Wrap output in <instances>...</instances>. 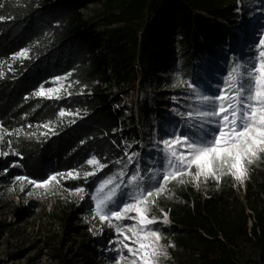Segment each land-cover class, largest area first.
Wrapping results in <instances>:
<instances>
[{"label":"trees","instance_id":"16d2710c","mask_svg":"<svg viewBox=\"0 0 264 264\" xmlns=\"http://www.w3.org/2000/svg\"><path fill=\"white\" fill-rule=\"evenodd\" d=\"M92 4H100L111 27L101 29L87 15ZM236 6L237 0H0V129L16 142L20 171L43 180L95 155L108 166L69 185L92 190L114 174L127 145L144 139L138 117L121 106L120 93L139 79L136 64L156 86L174 83L176 107L188 109L191 93L181 83H201V60L225 68L229 49L236 50L229 33L238 23ZM24 50L27 56H18ZM56 77L67 81L60 99L35 95ZM62 110L68 115L59 117ZM169 188L158 201L186 264H264V154L249 165L244 192L230 175L209 179L206 190L175 181ZM84 206L70 203L65 222ZM98 244V236L85 238L78 254L95 264ZM55 250L58 264H75L63 246Z\"/></svg>","mask_w":264,"mask_h":264},{"label":"rangeland","instance_id":"374dc122","mask_svg":"<svg viewBox=\"0 0 264 264\" xmlns=\"http://www.w3.org/2000/svg\"><path fill=\"white\" fill-rule=\"evenodd\" d=\"M235 11L238 12V23L236 26L229 28V33L232 38L236 39V50H233V48L229 49L226 67L222 68L217 64L210 65L207 60L200 61L204 72L200 74L201 76L199 77L201 78H197L202 81L197 84V87L204 94L215 95L219 90L218 85L223 83L231 66L237 62V59L243 61L249 56H254L256 54L254 46L261 36L264 35V0H237ZM87 15L94 17L101 29L111 27L105 23L106 18L102 14L100 4H92L87 10ZM136 68L139 70L138 81L134 85L126 87L120 93V96H122L121 106L124 107L125 113L127 115L134 113L145 128L144 139L138 144H131V147L127 150L129 153H140V167L143 170L160 166L162 153L159 152L158 148L162 147V145H159L158 142L177 128L183 134L184 127L175 125L176 117L178 123L183 124L182 118L176 115V112H186L189 108L176 107L179 99H177L178 95L175 92L177 87L174 83H170L167 80L158 87L150 82L146 77L145 71L141 70V63L138 62ZM170 74L173 80H177L179 76L178 68L174 67ZM57 78L53 79L51 86L43 88L47 90L50 87L57 88L63 85V91L59 93L62 96L67 89V81L65 77L60 81H57ZM190 83L193 82L191 81ZM181 90L187 93L192 92L183 83H181ZM186 97L190 98L189 105L195 103L191 95ZM67 115L66 113L64 116ZM64 116L59 115V117ZM46 125L50 126L49 124ZM208 127L212 130L215 126L209 125ZM35 128V132L38 128L43 131L48 129L44 125H39ZM0 136H3V139L0 140V153H7L6 155L0 154V160H3L0 166V264H58V260L54 258V253L59 246H63L64 252L70 255L73 263L90 264L85 261L84 256L78 253H80L81 241L93 236L99 237V244L96 246L97 252L94 254L95 264H117V259L121 254L128 257V259L123 260L120 264H130L131 257L127 249H123L122 252L118 251L122 248L120 241L124 237L119 235L114 227H109L106 222L100 221L95 216V200L93 199L99 184L104 179L117 173L123 167V164L114 174L99 180L92 190H89L86 186L71 187L69 185L72 180H81L85 183L88 181L90 176L84 179L83 173L94 170L93 166L88 164L75 169V171L81 173L80 179L59 177V184L54 182L47 189L35 188L27 182L33 179L28 178L20 171L16 142L8 138L1 129ZM93 157L96 156L91 155L89 159ZM96 158L99 159L98 157ZM152 161H155V163L153 164ZM261 162L262 154L253 163ZM135 168V164L129 165L127 169L129 175L135 171ZM193 171H195V168H193ZM54 174H50L46 179ZM141 174L143 175V172ZM17 177H25L27 179L18 180ZM46 179L35 181L39 182ZM127 179V176L124 177L125 181ZM158 180L159 177L157 178ZM235 181L236 185L241 187L244 192L246 179L243 183L236 179ZM144 183L145 187H147V177ZM191 184L196 190H206V182L203 179L199 187H196L193 183ZM167 187L170 191L169 184ZM80 188H83L84 192L77 194L76 190ZM125 191H128V189H125ZM159 198H157L153 213L160 219H163L161 210L168 214L167 224L161 223L151 226L158 228L163 234V239L160 243L167 252V257H161L160 264H186L188 263L185 262L188 259L187 253L182 248H178L169 239L170 233L168 229L173 224V221L168 211L160 205ZM83 202L85 203L83 210L77 212V216L72 218L71 223H66L65 215L70 203L82 204ZM133 223L131 220L113 221L114 225L120 226ZM69 224L70 226L67 227ZM86 224L91 225V227H85ZM82 232H85V235L82 236ZM125 242L131 244V241ZM70 249L72 250L69 251ZM76 254L78 256H74Z\"/></svg>","mask_w":264,"mask_h":264},{"label":"snow or ice","instance_id":"6c2138e0","mask_svg":"<svg viewBox=\"0 0 264 264\" xmlns=\"http://www.w3.org/2000/svg\"><path fill=\"white\" fill-rule=\"evenodd\" d=\"M254 47L256 54L243 61L237 59L223 83L218 85L219 90L215 95L204 94L196 84L182 82L192 90L191 96L195 103L190 104L186 112H176L183 120V134L177 128L159 140L158 144L162 145L158 148L162 153L159 167L142 170L140 153L126 150V161H116L117 164L122 163L123 167L104 179L96 189V195L93 196L95 216L124 237L120 241L122 248L118 251L127 249L131 257L130 264H160L161 257H167L160 243L162 232L151 226L168 223L166 212L161 210L163 219H160L153 209L157 198L169 192V183H193L199 187L202 179L204 182L209 179L219 182L224 175H230L243 183L248 177V166L264 154V35ZM18 56H27V50L18 53ZM62 79L58 77L57 81ZM62 91L63 85L47 90L42 87L35 95L60 99L59 93ZM65 114L64 111L59 113L60 116ZM209 125H214V129L210 130ZM2 139L3 136H0ZM130 147L131 144H128L127 148ZM87 164L93 166L94 170L85 171L84 179L108 166L96 157L89 159ZM132 164L136 168L129 175L127 169ZM126 176L127 181L124 180ZM59 177L80 179L81 173L73 170L66 174H54L44 181L27 182L35 188L47 189L54 182L59 184ZM146 177L147 187L144 183ZM76 191L79 194L84 189ZM124 220L134 223L123 226L113 224V221ZM125 241H131V244ZM125 259L128 257L121 254L117 264Z\"/></svg>","mask_w":264,"mask_h":264}]
</instances>
